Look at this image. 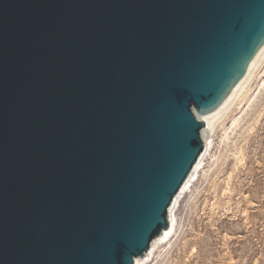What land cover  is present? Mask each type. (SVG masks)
<instances>
[{
  "label": "water",
  "instance_id": "obj_1",
  "mask_svg": "<svg viewBox=\"0 0 264 264\" xmlns=\"http://www.w3.org/2000/svg\"><path fill=\"white\" fill-rule=\"evenodd\" d=\"M264 82V0H0V264H157Z\"/></svg>",
  "mask_w": 264,
  "mask_h": 264
},
{
  "label": "rangeland",
  "instance_id": "obj_2",
  "mask_svg": "<svg viewBox=\"0 0 264 264\" xmlns=\"http://www.w3.org/2000/svg\"><path fill=\"white\" fill-rule=\"evenodd\" d=\"M157 264H264V82L200 179Z\"/></svg>",
  "mask_w": 264,
  "mask_h": 264
}]
</instances>
